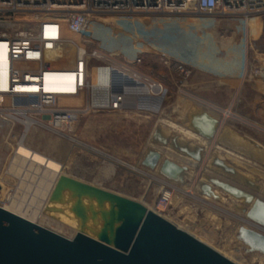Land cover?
I'll return each instance as SVG.
<instances>
[{"label": "rangeland", "instance_id": "rangeland-1", "mask_svg": "<svg viewBox=\"0 0 264 264\" xmlns=\"http://www.w3.org/2000/svg\"><path fill=\"white\" fill-rule=\"evenodd\" d=\"M129 23L152 30V36L140 37L108 22L104 23L108 24L106 30L96 34L92 46L106 47L99 49L105 55L108 50L115 52L113 60L126 62L147 80L161 84L166 92L160 107L92 111L70 128L58 130L31 126L22 142L61 163L62 174L137 200L150 209H155L153 202L162 181L170 182L173 185L170 202L159 214L237 264H264V253L248 250L237 238L241 225L264 232L244 215L242 209L248 204L217 188L221 195L218 199L198 190L201 181L217 177L264 198V90H261L264 88H257V85L264 87V17L250 19L246 29L239 18L224 16L156 15L132 18ZM167 33L172 36L171 41L162 39ZM67 35L91 47L80 36ZM135 54L140 61L132 63ZM98 63L96 59L90 60L88 77L96 92H101L96 99L102 97L108 81L105 73V78L93 84L92 66ZM226 79L234 81L229 88L234 105L228 108ZM225 110L231 112L229 117ZM202 111L219 120L209 141L189 125L192 113ZM157 128L166 138L165 143L153 137ZM22 130V125L16 123L9 135L7 125L0 127V181L10 182L0 206H9L14 199L20 203L23 200V205L36 210L41 196L38 185L48 187L53 175L47 177L49 171L34 163L28 167L35 169V173L28 172L27 163L24 170L19 168L21 162L15 158ZM172 137L179 144L201 147V160L195 161L179 151L172 144ZM148 149L158 150L161 158L187 165L183 182L168 180L157 169L143 167L140 160ZM213 157L233 166L235 174L213 165ZM44 209L38 216L28 210L22 215L28 218L32 215L35 223L64 237L74 235L77 229L58 221L60 218L54 213L48 215L62 209ZM87 222L83 231L95 237L91 231L93 222Z\"/></svg>", "mask_w": 264, "mask_h": 264}, {"label": "built area", "instance_id": "built-area-1", "mask_svg": "<svg viewBox=\"0 0 264 264\" xmlns=\"http://www.w3.org/2000/svg\"><path fill=\"white\" fill-rule=\"evenodd\" d=\"M156 15L237 17L246 29L249 19L264 17V0H0V63L3 64L0 69L3 68L6 84L5 88H0V127L7 125L10 135L16 123L22 125L19 136L22 142L31 126L52 130L70 128L81 116L101 109L152 110L139 106L136 93H113L108 81L102 97L96 99L99 93L88 78L91 59L99 61L92 66L93 71H117L145 85L149 90L148 106L160 98V107L166 92L161 84L147 80L126 62L113 60L115 52L108 50L105 55L99 49L101 46H92L94 37L106 30L108 24L104 23L108 22L114 28L150 37L152 30L132 26L129 21ZM84 30L90 35L82 34ZM67 33L80 36L81 41L91 47L79 44ZM171 38L168 33L162 36L165 41H171ZM132 57V63L140 61L138 55ZM67 59H70L69 63ZM65 69L74 75V91L43 89L44 73ZM153 88L160 91L161 97H157L159 93L153 92ZM172 190L170 182L162 181L153 202L154 211L160 213L168 206Z\"/></svg>", "mask_w": 264, "mask_h": 264}, {"label": "water", "instance_id": "water-1", "mask_svg": "<svg viewBox=\"0 0 264 264\" xmlns=\"http://www.w3.org/2000/svg\"><path fill=\"white\" fill-rule=\"evenodd\" d=\"M81 33L90 35L86 30ZM112 74L122 80L118 83L112 79L113 93L144 94V105L140 107H148L145 85L117 71ZM218 123L217 118L202 111L192 113L189 125L197 135L209 141ZM153 137L166 142L158 128ZM171 141L188 157L201 160V147L179 144L176 137ZM212 163L226 173L235 174V168L219 157H213ZM140 164L157 169L161 176L179 183L183 182L187 170L185 164L161 158V153L155 149H148ZM206 179L207 182L201 181L198 185L201 194L218 199L219 195L213 190L217 188L243 199L248 204L242 209L246 218L264 230V198L224 179ZM245 181L253 185L250 180ZM9 184L0 181V204ZM65 192L67 200L71 201L69 208L79 223V229L71 238L0 206V264H237L137 200L61 173L49 198L63 202ZM89 220L93 222L91 231L95 237L83 231ZM237 238L248 250L264 253V232L241 225Z\"/></svg>", "mask_w": 264, "mask_h": 264}, {"label": "bare ground", "instance_id": "bare-ground-1", "mask_svg": "<svg viewBox=\"0 0 264 264\" xmlns=\"http://www.w3.org/2000/svg\"><path fill=\"white\" fill-rule=\"evenodd\" d=\"M253 18H255V17H253ZM249 20L247 21V23L249 22ZM0 65L3 66V64H1V63H0ZM92 73L94 76V80H93V84H94L96 81L105 78L106 71L104 69H103V71L102 70H99V71L95 70ZM107 74H108V82L109 83L110 82L112 83V79L118 80V83L122 82V80H120V78L116 77L114 74H112L110 72H107ZM73 76L74 75L71 72H69L68 69H65V71H60L57 73L56 72L55 73L46 72L43 74L42 87L46 91H53V92L55 91V92H64V93L72 92L75 89L74 88V82H73ZM5 87H6L5 74H4L3 68H1L0 69V88H5ZM29 88H33V87L30 86ZM153 90H154L153 92L159 93V96H157V97H161L160 91H158V89L153 88ZM98 93L101 95L100 91H98ZM99 94H96V95L100 96ZM136 96L138 97L139 106H142V104L144 103V100H142V99H143V97H145V95L144 94H137ZM148 96H149V90H148ZM159 99L156 102H152L151 106L149 105L148 107L149 108L151 107L152 110H157L158 109L157 107H159V105H158L159 104L158 101H160ZM67 101L69 102L71 100L68 99ZM25 124L27 125V123H25ZM187 133H189V131H187ZM16 153H17V155H16L15 159H17L18 163L21 162L19 164L20 165L19 168L24 170L26 165L28 167V166H31L30 163H34V164H37L39 166H43L44 168H46L49 171V174L47 175V177H50L53 175V178H52L51 183L48 187L43 186L41 182H39L41 184L38 183L39 184L38 187L40 190L39 195H41V196H39L40 197V203H39V207L36 210L35 209L31 210L30 209L31 207L28 208L26 206V204L23 205L22 203H25V201L21 200L22 203H20V201H17L14 199H12L10 201L9 206H2V207L4 209H6L10 212H13L19 216H22V217H24L22 215V213L26 212L27 210L33 216H35L38 213H40L41 210H43L44 208L45 209H48V208L52 209L54 207L56 210L62 209L61 211H58V212H49L48 215H53V213H54L55 215H57L58 218H60V219H58V221H60L62 223H68L69 225L73 226V228L75 230L76 229L78 230L79 229V223L76 220V217L73 216V213L69 208L71 201L67 200L66 192L63 194V197H64L63 202L51 201L49 198L51 195V192L54 188V185H55L59 175L61 174V171H62L61 170L62 169L61 163H59L58 161H56L52 158L46 157L43 154H41L35 150L30 149L29 147L24 145V143L21 142V140L19 141ZM25 163H27V164L25 165ZM27 169H28V172L35 173V169L32 170L29 167ZM213 190L215 191V193H217L215 188H213ZM217 194L219 195V197H221V195L219 193H217ZM84 201L86 202V200H84ZM21 205H23V207ZM32 215L29 218L28 217H24V218H27L30 221H34V220H32V218H33Z\"/></svg>", "mask_w": 264, "mask_h": 264}, {"label": "crops", "instance_id": "crops-1", "mask_svg": "<svg viewBox=\"0 0 264 264\" xmlns=\"http://www.w3.org/2000/svg\"><path fill=\"white\" fill-rule=\"evenodd\" d=\"M252 30H253V28H252ZM244 80V79H243ZM246 80V79H245ZM241 83H243V84H247L246 82H243L242 80L240 81ZM233 85H234V81L232 80V81H230L229 79H226V82H225V94H226V104L228 105L227 106V108L230 106H232V105H234V102H233V95L231 96L230 95V92H229V88L230 87H233ZM250 86H252V85H249V87ZM260 86V85H259ZM250 88H252V87H250ZM257 88H264V87H258V85H257ZM261 90H264V89H261ZM229 92V93H228ZM233 94V93H232ZM231 96V98H228V97H230ZM229 99V100H228ZM230 99H232V100H230ZM212 102H214V103H216V104H220V102L219 101H217V100H211ZM223 104V103H222ZM221 105V104H220ZM222 108V107H221ZM225 113H226V116L227 117H229V115H230V111H228V110H225ZM212 116V115H211Z\"/></svg>", "mask_w": 264, "mask_h": 264}]
</instances>
